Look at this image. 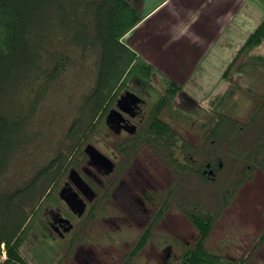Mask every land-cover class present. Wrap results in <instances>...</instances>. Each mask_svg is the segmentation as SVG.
Instances as JSON below:
<instances>
[{"label":"trees","instance_id":"1","mask_svg":"<svg viewBox=\"0 0 264 264\" xmlns=\"http://www.w3.org/2000/svg\"><path fill=\"white\" fill-rule=\"evenodd\" d=\"M142 22L141 13L128 0H0V264H27L20 257L22 244L37 233L45 204L51 201L49 204L56 205L57 200L46 201L51 190L85 157L81 148L86 136L110 99L117 97L116 91L127 77L145 82L156 73L153 65L143 62L123 41ZM261 23L237 57L242 59L254 42L264 41V19ZM252 61L249 66L264 69V57H252ZM249 66L241 72L245 74ZM77 71L78 75L90 73L92 78L62 143L65 153L59 151L45 163L27 167L22 157L41 138L37 120L42 108L64 88L67 76ZM165 78L175 91L178 84ZM163 101L155 106L154 120L143 130L141 138L146 144L142 145L160 157L163 154L164 163L177 175L180 185L192 175L205 184L201 170L194 174L188 168L192 148L186 141H178L161 119ZM255 112L247 125L216 113L205 129V144L213 151L211 161L216 163L221 156L224 162L219 170L224 174L223 189L217 195L223 208L241 187L242 177L256 171L264 174V96ZM177 116L174 111L168 117L175 120ZM175 149L185 152L186 164L176 160ZM233 175L239 176L234 179ZM172 195L168 196L169 207ZM189 206L179 209L198 236L177 264H260L250 254L230 260L208 249L207 240L219 211L199 208L198 203ZM5 254L8 259L2 261Z\"/></svg>","mask_w":264,"mask_h":264},{"label":"rangeland","instance_id":"2","mask_svg":"<svg viewBox=\"0 0 264 264\" xmlns=\"http://www.w3.org/2000/svg\"><path fill=\"white\" fill-rule=\"evenodd\" d=\"M160 1L143 0V5L145 9L154 8ZM241 13L245 15V18L239 16L237 21L234 19L215 39H206L191 29V24L194 23L206 29L199 19L192 20L188 26L183 25L184 28L181 26L173 28L172 25L167 36H172L173 39L181 38L184 49L189 52L187 56L180 55V52H173L170 54L172 57L164 62V56L157 57L158 53L156 59H150L148 55L151 61L155 60L158 63L154 65L135 51L138 58L155 67L156 73L145 82L138 78L125 79L123 87L120 86L116 91L117 99L114 97L110 99L109 106L101 113L92 131L86 136L88 139L81 148L84 155L89 146H93L111 160L116 157L117 162L123 160L121 155H127V149L125 152L123 146L128 143L133 145L131 136L113 130L106 120L126 90H132L146 100V104L142 106V117L144 121L145 118L148 119L147 125L153 122L155 106L162 98L164 108L161 113L169 116L177 111L178 116L172 124L182 139L191 143L190 147L199 160L207 158L204 150L210 147L207 143L205 144L206 133L204 132L211 125L212 116L214 117L216 113H224L225 116L244 125L251 122L256 114V106L264 96V69L249 65L253 62L252 57H264V41H259L257 44L254 42L253 47L248 49L242 59L237 57V54L262 24L264 1L247 0V5ZM141 17H143L142 14ZM156 24H150L144 30H141L138 25L133 31L140 30L137 34L139 40L143 39L142 43L149 44L146 35L156 30ZM133 31L123 38L129 37ZM195 49L196 53L193 54L195 57L192 59L189 54ZM245 66L250 68H246L247 72L244 74L241 69ZM162 71L178 74L177 77L182 79L181 83ZM78 74V71L76 75L70 73L64 88L55 92L42 108L37 120V131L41 138L35 141L22 157V162L27 163V167L34 166L36 163H45L59 151L65 153L66 147L62 143L66 141L67 130L76 116L75 110L79 99L89 89L92 78L87 72ZM164 75L178 84L175 91L172 90L171 84ZM142 124H138V127L140 128ZM132 151L135 155L130 149L128 150L132 162L128 164L129 174L125 179V186L129 191H120L117 199L111 196L109 203L104 204V215L108 220L103 221L102 216H99L101 214L96 212L95 218L87 216L84 234L79 237L80 243L78 240L73 247L69 240L59 246L45 244L42 241L43 238L37 233H32L28 243L22 244L19 250L24 262L27 264H94L92 259H89L92 256L97 260L95 264H123L128 261V257H125L128 249L122 244L130 243L134 238L136 244L142 235L139 218L145 210L148 211V216L152 217L153 211L157 212L170 192L173 193L170 197L173 204L155 231L153 239L135 260L136 264H163L164 244H172V255L175 256H180L179 254L184 251L181 246L195 244L198 231L178 209V204L184 201H186L185 207L200 203L207 210L219 211V213L215 212L218 220L214 222L213 232L207 240L208 249L225 254L230 260L240 259L250 254L255 263L264 264V178L259 173H255L250 184L237 187L235 193L230 195L231 198L226 200L228 207L223 208L222 204H219L217 195L223 189L224 174L220 173L219 180L214 186L209 183L204 184L198 176L194 175L183 180L180 185L178 179L172 175V171L167 169L150 148L139 147L137 152ZM72 169L73 167H70L67 176L63 177L58 186L51 190L46 201L53 199L59 202L60 189ZM121 201L124 203L132 201L133 220L126 204L122 209ZM49 203H44L46 206L44 205L41 213L45 221L42 227L48 222L49 209L57 206ZM220 207L223 209H218ZM118 216L123 217L124 220L116 222L115 218ZM120 224L122 236L120 231L117 233ZM44 232L45 236L52 237V233L47 229ZM172 258L169 260L171 261ZM7 259L8 256L5 254L2 261ZM176 262L173 259L169 264Z\"/></svg>","mask_w":264,"mask_h":264},{"label":"flooded vegetation","instance_id":"3","mask_svg":"<svg viewBox=\"0 0 264 264\" xmlns=\"http://www.w3.org/2000/svg\"><path fill=\"white\" fill-rule=\"evenodd\" d=\"M124 96H128L129 98H127L126 102L123 105L124 113H121V115L119 116L122 122L109 124V125L110 127H112L113 130L115 129L116 131H120L122 133H126V135L131 136L132 138L131 142L133 143V145H130V143H128L126 146H123V150L125 152L127 149V155L126 154L121 155L123 157L122 161L117 162V160H115L116 157L113 160L107 157L111 161L113 167L111 171H109L107 167H103L101 164L92 161L88 156H86V154L85 157H82L81 160L77 162L78 164H76L73 167V169L70 171V175L67 177L66 181H64L62 184V188L60 189V193H59L60 200L59 202L57 201L55 202L57 206L55 208L53 207L49 209L48 211L49 213L48 222L45 224L44 227H42V223H45V221H43V216H42L41 220H39L40 222H38L36 225L38 229L37 234L38 236L43 238L42 240L43 243L59 246L62 243H65L67 240H69V243L71 244L72 247L74 246V244H77L76 242L78 240L80 243L79 237H81V234H84L83 232L86 225L84 223H86L85 219L87 218V216L95 218L94 215L96 212L101 214L99 216H102L101 218L103 221L104 220L107 221L108 219L105 218L104 215L105 212L104 204L110 201L111 196H113V199L114 198L117 199L118 198L117 196L120 191H126V192L129 191V189L126 188L127 186H125L126 185L125 179L129 174L128 164L132 162V157L128 153V150L130 149L132 154L135 155V153H133L132 150H135V152H137L138 151L137 148L139 147L141 148L146 147L148 149L150 147H148L147 145H142L146 143L142 142L143 139L141 138L144 132L142 131V129L144 127L145 128L148 127V125L146 124L148 122V119L145 118L146 121L145 122L142 117V111H143L142 106L146 104V100H144L140 95H138L136 92L132 90H126L124 94H122V97ZM161 119H163L165 123L169 124L170 130L173 131V134L175 135L178 141H182V142L186 141L184 138L182 139V137L178 134V131L175 129V126L172 124L174 121L171 118H169L167 114L164 113L163 117L161 115ZM140 123L143 124L139 128L138 124ZM187 143L189 144V146H192L191 143H189L188 141ZM204 151H206L205 156L208 155L207 158L206 159L202 158L203 160H199L197 159V155H195L196 153H194V150L192 149L193 153H189L188 155L190 159L188 162L189 163L188 168L193 170L194 174H197V172L201 170V174L205 178L206 184L208 183L215 184L219 180V175H220L219 170L223 168L224 162L222 161L221 156L216 160L217 164L215 162H212L211 159L213 156V152L210 150V148H206V150ZM152 152L155 153L153 150ZM174 153L176 154L175 158L177 161L186 164L184 151L180 149H175ZM219 154H221V152H218L217 156ZM162 155L160 157L158 156V154H156L159 160L171 172V169L167 166V164L164 163V159H163L164 157ZM72 171L76 173L74 176L71 174ZM255 173H259L264 178V174L262 172L256 171ZM255 173L253 175H248L246 178L242 177L241 187L250 184L253 181V177ZM180 174L181 173L179 172V175ZM172 175H174L175 178L178 179L177 175H175L174 173ZM63 192H65L64 193L65 196H67L68 194L75 195V197H77V200L84 203L85 210L83 212V215L77 214L76 211L71 209L69 204L66 203L61 198V194ZM169 194L170 192L168 193L167 196H169ZM166 199L167 200H164L161 206L157 209V212L153 211L154 214H152V217L148 216V211L143 210L144 214L141 215V217L139 218L142 227L141 228L142 235L137 240L136 244H135V238L132 241H130V243L126 242L125 244L124 243L122 244L125 248L128 249V252L126 253L125 256L128 257V261H126L123 264H136L137 262L135 260L137 259V257L148 246L147 245L148 242L151 239H153L155 231L159 228L167 212L169 211L168 209L171 201L168 197ZM140 202L142 201L140 200ZM125 204L128 206L127 210L130 212V216L132 217L133 220L132 201H129L128 203H124L121 201L122 209L125 208L126 206ZM141 204H143V202ZM181 205L185 207V204L182 202V204H178V209L179 206ZM198 207L200 208L199 204ZM186 208H191V207L187 206L185 207V209ZM115 220L116 222H118V220L122 221L124 220V218L118 216L117 218H115ZM130 221H128V223ZM130 228L133 230L132 227ZM46 229L52 233V237L45 236L46 234L44 231ZM119 231H120V235L122 236L121 224L117 228V233ZM170 244L171 243L164 244L165 249L163 252L165 257L163 258V264H169V262L171 263L173 259L178 262L182 254L185 251H187L189 247H191L189 245L181 246L182 249L184 248L183 249L184 251L181 252V254H179L180 256H175L172 255L173 246L172 244L171 245ZM224 256L226 257L225 254ZM170 258H172L171 261L169 260ZM89 259H92V263L94 264L95 262H97V260L93 259L92 256ZM177 262L175 264H177Z\"/></svg>","mask_w":264,"mask_h":264},{"label":"crops","instance_id":"4","mask_svg":"<svg viewBox=\"0 0 264 264\" xmlns=\"http://www.w3.org/2000/svg\"><path fill=\"white\" fill-rule=\"evenodd\" d=\"M128 1L145 17L143 22L139 24L141 30L156 23L157 28L153 33L146 35L149 44L142 43L143 39L139 40L137 34L140 30H134L129 37L123 38L124 43L133 52L136 51L138 55L146 58L147 61L148 55H150V59L164 56V62L172 57L170 54L173 52H180V55L183 56H187L189 53L184 49L181 38L173 39L172 36H167L172 25L173 28L180 26L184 28L183 25L188 26L192 20L199 19L206 26V29L196 26L195 23L191 24V29L206 39H215L234 19L237 21L239 16L245 18L241 11L247 5V0H161L154 8L145 9L143 0ZM142 34L144 35V33ZM147 49L150 50L147 51ZM157 53L158 56L156 57ZM194 53H196V49L189 54L192 59L195 57L193 56ZM150 59L149 61L154 65L158 64L155 60L151 61ZM162 72L181 83L182 79L177 77L178 74H173L170 71Z\"/></svg>","mask_w":264,"mask_h":264},{"label":"water","instance_id":"5","mask_svg":"<svg viewBox=\"0 0 264 264\" xmlns=\"http://www.w3.org/2000/svg\"><path fill=\"white\" fill-rule=\"evenodd\" d=\"M127 98H129L128 96H124V97H120V99L118 100L117 104H116V108H114L107 116V121L108 124H114V123H121L122 121L120 120L119 116L121 115V113H124V109H123V105L126 102ZM136 104V103H135ZM87 156L90 157V159L92 161H95L98 164H101L103 167H107V169L109 171L112 170V164L111 161L107 158V156H103L101 153H99L93 146H89L86 150H85ZM73 176L76 174L74 171H72L71 173ZM65 192H63L61 194V198L69 204V206L71 207V209H73L74 211H76L77 214L79 215H83V212L85 210V205L83 202L77 200V197H75V195L73 194H68L67 196H65L64 194Z\"/></svg>","mask_w":264,"mask_h":264}]
</instances>
